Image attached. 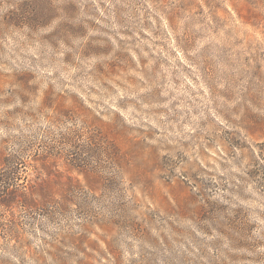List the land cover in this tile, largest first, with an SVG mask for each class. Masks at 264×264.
<instances>
[{"label":"rangeland","instance_id":"rangeland-1","mask_svg":"<svg viewBox=\"0 0 264 264\" xmlns=\"http://www.w3.org/2000/svg\"><path fill=\"white\" fill-rule=\"evenodd\" d=\"M0 264H264V0H0Z\"/></svg>","mask_w":264,"mask_h":264},{"label":"trees","instance_id":"trees-1","mask_svg":"<svg viewBox=\"0 0 264 264\" xmlns=\"http://www.w3.org/2000/svg\"><path fill=\"white\" fill-rule=\"evenodd\" d=\"M16 156H7L4 159L0 170V205L13 207L14 204L25 208L30 207L34 202L28 197L25 187L16 184L21 176V168Z\"/></svg>","mask_w":264,"mask_h":264}]
</instances>
